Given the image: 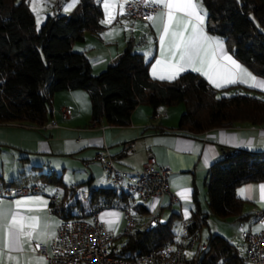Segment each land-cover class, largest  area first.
I'll list each match as a JSON object with an SVG mask.
<instances>
[{
	"label": "trees",
	"instance_id": "16d2710c",
	"mask_svg": "<svg viewBox=\"0 0 264 264\" xmlns=\"http://www.w3.org/2000/svg\"><path fill=\"white\" fill-rule=\"evenodd\" d=\"M206 9L208 32L221 38L227 51L254 75L264 78V0H201ZM100 0H79L69 15L48 16L39 28L26 0H0V124L17 123L42 127L52 117L55 93L84 90L90 102V125L129 126L131 114L139 105H148L153 113L161 106L182 104L177 128L197 134L238 123L264 125V93L251 91L222 95L196 72L186 71L172 80H157L149 75V62L133 50L129 38L114 63L98 74L83 52L73 49L85 32L98 33L103 25ZM32 172L0 184L8 186L64 185L60 176ZM37 170V171H36ZM248 182H264V151L236 150L214 162L207 171L205 186L209 212L219 218L239 217L243 200L237 188ZM88 185L86 205L76 199L65 204L69 188L64 185L61 202H51L61 219L85 217L84 209L115 205L130 209L135 229L126 233L114 255L134 258L150 250L178 244L173 230L179 215L165 222L140 228L150 210L135 203L133 195L116 186ZM41 186V185H40ZM73 196V193L70 195ZM194 210L186 226L187 235L199 234L207 224L208 213L200 209L196 192ZM78 206V209L75 208ZM207 248L196 250L185 264H246L247 257L219 234H209Z\"/></svg>",
	"mask_w": 264,
	"mask_h": 264
},
{
	"label": "crops",
	"instance_id": "0c3cea01",
	"mask_svg": "<svg viewBox=\"0 0 264 264\" xmlns=\"http://www.w3.org/2000/svg\"><path fill=\"white\" fill-rule=\"evenodd\" d=\"M26 1L34 15L36 27L41 25L48 16L69 15L79 2L77 0L75 6L66 12L64 9L72 4L73 0ZM118 1L113 0L116 7L108 9L115 15V19L109 24L102 23L103 27L98 33L85 32L83 41L75 43L73 49L83 52L90 62L91 72L98 74L106 69L109 64L116 61L117 56L125 48L127 40L132 37L134 40L133 50L141 53L145 60L149 62V75L157 80H172L159 79V74L154 76L152 73L153 65L161 58L157 28L153 26L150 20L143 22L131 18H120ZM100 2L103 12L101 21H103L107 16L104 0H100ZM197 2L202 4L201 0H197ZM34 4L38 7L39 22L37 12L33 10ZM202 7L206 12L203 4ZM163 11L165 9L162 8L151 15L155 16ZM206 22L207 15L203 25L205 33L209 37L218 39L223 43L220 37L208 32ZM223 46L225 52L247 69L257 80H264V78L254 75L244 64L234 58L227 51L224 43ZM186 71L192 70L188 69ZM196 73L204 77L215 89L222 90L220 93L222 95L233 94L236 90L244 92L247 91L246 88H250L251 91L264 93V89L250 87L249 83L251 81L249 83L226 84L224 87L217 88L204 75L199 72ZM62 107L72 109V118L66 119L61 116L60 109ZM182 111V107L161 106L157 109V112L161 113L162 116L155 121L152 118L153 109L148 105H139L131 114L129 126H94L90 125L89 122L90 102L86 91L64 90L57 92L53 96L52 117L50 119L56 122V128L45 129L17 123L0 124V145H7L20 151L24 154L21 155V159L26 162L21 165V168L18 166L10 170H3L0 175L6 183L12 178L19 176L21 171L32 172L37 166L39 167L38 171L42 168V165H34L25 169L27 161L30 163L32 156L36 159L38 158V160L42 159V156H55L58 159L63 158L62 160L67 158L69 160L82 161L84 166L90 168L88 180L90 179V186H92L96 180L99 183L103 182L102 175L93 172L95 168L92 166L91 161H96V153L105 146L108 148L113 163L121 158L125 161L124 167H116L114 164L118 170L129 172L128 176L122 180V184L125 185L134 181L135 172L141 169L147 154L151 153L157 167L165 166L171 170L168 177V187L170 192L176 195L178 199L173 202L169 195L162 199L160 221L165 222L171 214H176L179 215V219L182 222H189L191 212L195 207L193 194L196 192L200 209L208 213L206 224L209 231L208 235L211 233L225 237L237 245L241 254L246 255L243 234L257 232L263 228L261 224L252 219V216L256 212L264 211V200H261L259 191V186L264 185V182H248L240 185L236 190L238 197L243 200L239 217L219 218L209 212L205 177L210 166L224 158L222 156L223 149L235 151L243 149L250 152L264 151V125L238 123L231 127L213 128L193 134L177 128ZM104 181L106 182L104 185L112 186L108 178L107 181ZM4 187L12 186L0 184V189ZM39 189V192L29 195L13 197L0 195V201H3L5 206L14 205L16 200L29 198L33 200L39 198L45 202L44 204L31 205L30 207L33 208L32 215L40 217L42 223H47V236L43 241L34 239L30 244L26 242L22 252H13L12 255L19 256L22 262L25 260L35 261L37 258L42 257L47 264L44 256L35 254V248L37 244H48L53 236L51 234L55 233L61 217L55 213L51 202L59 204L64 191L58 196L57 193L46 192L40 185ZM241 189L247 190L244 195L240 194ZM68 199L70 198H65V204H72L73 202L71 203ZM143 205L147 209L152 210L155 200L149 199ZM77 209L78 206L75 210ZM99 218L105 222L106 227L113 233V229L124 218V213L120 209H103L99 212ZM209 220H212V224L208 225ZM224 224L232 225L231 230L224 228ZM199 237L201 239L200 233ZM206 238L203 242H206Z\"/></svg>",
	"mask_w": 264,
	"mask_h": 264
},
{
	"label": "built area",
	"instance_id": "2783aa9c",
	"mask_svg": "<svg viewBox=\"0 0 264 264\" xmlns=\"http://www.w3.org/2000/svg\"><path fill=\"white\" fill-rule=\"evenodd\" d=\"M123 4V14L120 18L133 19L136 21H148V16L161 10L162 7L153 3H146L145 0H119ZM60 114L66 119L73 116L69 107H62ZM162 116L154 112L153 120ZM55 121L49 120L42 125V128H56ZM235 150L223 149L222 156L229 157ZM107 171L108 180L112 186L124 188L133 196H136L141 203L149 199L155 200V205L150 210L147 220L140 228H150L160 221L161 201L169 195L171 201H177L176 195L172 194L168 187V177L171 170L168 167H157L151 153H148L141 169L135 172L134 181L122 184V180L128 176L127 171L118 170L113 163L107 147H102L95 155ZM38 185H18L0 189V195L5 197L29 195L39 192ZM103 209H118L115 205L106 207H87L83 214L85 217H73L61 219L55 229V235L51 237L46 245H39L35 248V254L44 256L47 264H185V248L198 246L197 250H205L207 243L200 241L199 234L187 235L186 226L183 222L178 244H169L165 247L156 248L146 253L137 255L134 258H121L114 255L118 246L115 244L113 233L106 227L104 221L99 218V212ZM127 220L126 233L133 232L135 221L133 212L125 210ZM252 219L263 226L257 232L243 234L246 245V257L248 264H264V211L253 214Z\"/></svg>",
	"mask_w": 264,
	"mask_h": 264
},
{
	"label": "snow or ice",
	"instance_id": "6c2138e0",
	"mask_svg": "<svg viewBox=\"0 0 264 264\" xmlns=\"http://www.w3.org/2000/svg\"><path fill=\"white\" fill-rule=\"evenodd\" d=\"M77 0L64 9L69 11ZM127 2V0H125ZM162 6L165 11L147 18L157 28L161 58L153 65L152 73L159 79H175L180 73L191 69L204 75L215 87L226 84L249 83L250 87L264 89V80H257L242 65L237 63L224 50L223 43L209 37L204 31L206 12L197 0H145ZM116 7L113 0H104L107 18L101 23L109 24L115 15L108 11ZM123 14V4L119 5ZM37 12V5H33ZM246 189H241L244 195ZM261 200H264V185L259 186ZM39 198L16 200L14 205L5 206L0 201V264H46L42 257L35 261H21L13 252H22L24 244L34 239L43 241L47 236V223L32 215L31 205L44 204ZM23 209V211H22ZM51 235H55L52 233ZM39 247V244H37Z\"/></svg>",
	"mask_w": 264,
	"mask_h": 264
},
{
	"label": "rangeland",
	"instance_id": "374dc122",
	"mask_svg": "<svg viewBox=\"0 0 264 264\" xmlns=\"http://www.w3.org/2000/svg\"><path fill=\"white\" fill-rule=\"evenodd\" d=\"M40 25L37 27L39 28ZM264 31V30H263ZM171 107V106H167ZM172 107H182V104L173 105ZM183 112V111H182ZM21 153L20 151L7 146V145H0V172L5 170H10L11 168H21V165L26 163L23 159H21ZM24 155V154H23ZM42 159L38 160V158H34V156L31 157L30 163L27 161V165L25 166V169H28L29 166L34 165H42V168L39 170L44 173H54L57 176H60L62 179V182L67 185L69 188L68 199L71 203L75 202L76 199H80L81 203L87 204L88 201V185L84 184L86 180L90 177V168L84 166L82 164L83 162L80 160H69L65 158L64 160L58 159L55 156H42ZM92 166H94L95 169H93V172L100 173L103 177V182L99 183L97 180L92 184L93 187H99V186H106L104 185L107 181L108 174L107 171L104 169V167L96 161H91ZM114 164L116 167H124L125 161L121 159L115 160ZM91 166V167H92ZM123 171V170H121ZM8 172V171H7ZM43 190L46 192L51 193H57L58 196H60L63 193L64 185L61 186H55L53 184H43L40 183ZM73 193V196H70ZM133 200L135 203H141V201L136 197L133 196ZM144 204V203H143ZM121 211L124 213L125 210ZM211 219V218H210ZM216 219V218H215ZM212 220L208 221V225L212 224ZM126 224L127 220L124 215V218L122 219L121 223L118 224V226L113 229V235L115 237V244L119 246L123 241L125 237V230H126ZM226 229L231 230L232 225L224 224L223 226ZM183 228V222L180 219H177L174 221L173 230L175 231V234L177 235V238L180 239V234ZM208 226H203L200 231L201 239L200 241H205L206 236H208ZM198 249V246L195 245L191 248H185L184 254L187 258H190L193 252H195Z\"/></svg>",
	"mask_w": 264,
	"mask_h": 264
}]
</instances>
